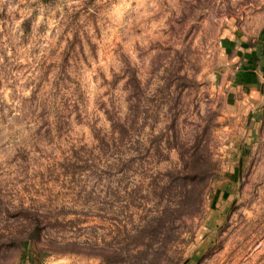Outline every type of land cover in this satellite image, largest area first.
<instances>
[{
	"label": "rangeland",
	"instance_id": "1",
	"mask_svg": "<svg viewBox=\"0 0 264 264\" xmlns=\"http://www.w3.org/2000/svg\"><path fill=\"white\" fill-rule=\"evenodd\" d=\"M228 31L263 45L264 0H0V264H264Z\"/></svg>",
	"mask_w": 264,
	"mask_h": 264
},
{
	"label": "crops",
	"instance_id": "2",
	"mask_svg": "<svg viewBox=\"0 0 264 264\" xmlns=\"http://www.w3.org/2000/svg\"><path fill=\"white\" fill-rule=\"evenodd\" d=\"M245 41L243 35L228 31L223 34L220 44L225 62L235 70L229 83L230 104L247 107L251 133L257 136L260 131L264 133V43L248 46Z\"/></svg>",
	"mask_w": 264,
	"mask_h": 264
},
{
	"label": "trees",
	"instance_id": "3",
	"mask_svg": "<svg viewBox=\"0 0 264 264\" xmlns=\"http://www.w3.org/2000/svg\"><path fill=\"white\" fill-rule=\"evenodd\" d=\"M120 129L122 130V133L126 132L125 126L123 124H120ZM99 142H100L99 154L104 155V154H106V151L108 150V146H109L107 141H106V137L100 138ZM195 160H196V164L198 165V156L196 157ZM120 165L122 167L123 164H120ZM187 171H191V174L186 176L188 174V173H186L185 177L177 175L178 176V178H177L176 174H178V173L171 174V177L174 179V181L170 182V185L162 188V191L165 190L169 193H174V195L179 199V202H178V205H180L179 208L183 207V205L187 204L188 200L190 199V196L192 195V192L195 190V186H198V184L194 183V182L198 179V177H199L198 175L200 172L195 168H191L190 170H187ZM202 177H205V175L203 173H202ZM177 180H179L178 183H177ZM199 197H200V195H199ZM176 212H178V210ZM164 214H165V212H164ZM36 224L39 225L41 223L39 222V220H36ZM36 238H37V233L30 234L28 236V239L26 240V242L32 241ZM113 253L117 256L116 252H112V254Z\"/></svg>",
	"mask_w": 264,
	"mask_h": 264
}]
</instances>
